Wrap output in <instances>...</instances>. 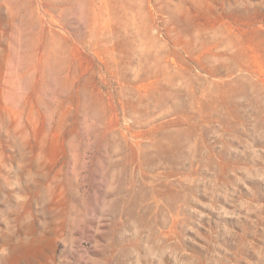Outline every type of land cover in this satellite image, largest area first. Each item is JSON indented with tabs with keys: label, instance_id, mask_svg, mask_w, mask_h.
I'll list each match as a JSON object with an SVG mask.
<instances>
[{
	"label": "rangeland",
	"instance_id": "1",
	"mask_svg": "<svg viewBox=\"0 0 264 264\" xmlns=\"http://www.w3.org/2000/svg\"><path fill=\"white\" fill-rule=\"evenodd\" d=\"M0 264H264V0H0Z\"/></svg>",
	"mask_w": 264,
	"mask_h": 264
}]
</instances>
